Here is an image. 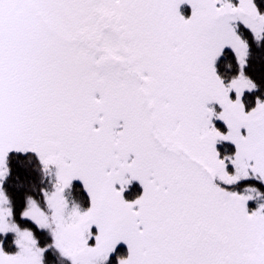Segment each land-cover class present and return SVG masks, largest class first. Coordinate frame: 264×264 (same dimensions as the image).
Returning a JSON list of instances; mask_svg holds the SVG:
<instances>
[{
	"label": "snow or ice",
	"instance_id": "1",
	"mask_svg": "<svg viewBox=\"0 0 264 264\" xmlns=\"http://www.w3.org/2000/svg\"><path fill=\"white\" fill-rule=\"evenodd\" d=\"M253 44L264 0H0V264H264Z\"/></svg>",
	"mask_w": 264,
	"mask_h": 264
},
{
	"label": "trees",
	"instance_id": "2",
	"mask_svg": "<svg viewBox=\"0 0 264 264\" xmlns=\"http://www.w3.org/2000/svg\"><path fill=\"white\" fill-rule=\"evenodd\" d=\"M252 55L250 59V68L249 71L250 73L254 75H259V73L264 70V45H261L260 47H257L255 44L252 45L251 49ZM230 59V57H229ZM253 183V182H249ZM76 188H79V182L74 183V188L73 191H69L66 195L69 199L70 202L75 201L76 203H80L82 206L86 207L87 206V197L86 194L83 192L81 189L80 191H76ZM140 192V185L133 186L131 189H128L127 191L124 192L125 196L128 198L130 197H135L139 194ZM255 207L254 202H250V208ZM11 237L8 238V243H10ZM7 245V244H6ZM9 250H13L10 248ZM55 254V255H53ZM117 254L124 255L126 254V248L124 245H120L117 248ZM68 264V262L62 258L59 257V255L53 250H49L48 253H46V261L45 264ZM113 264H114V259H113Z\"/></svg>",
	"mask_w": 264,
	"mask_h": 264
},
{
	"label": "rangeland",
	"instance_id": "3",
	"mask_svg": "<svg viewBox=\"0 0 264 264\" xmlns=\"http://www.w3.org/2000/svg\"><path fill=\"white\" fill-rule=\"evenodd\" d=\"M139 185V184H138ZM135 187V186H137V183L136 184H133V183H131L127 188H126V190L125 191H127L128 189H131V187ZM142 191V189H141V187H140V192ZM140 192H139V194H140ZM138 194V195H139ZM123 195H124V197H125V199H127V200H133V199H135L137 196H135V197H130V198H128L127 196H125V194L123 193ZM6 247H7V245H6ZM10 248H7V250H9ZM9 251H11V250H9ZM53 252H54V250H53ZM53 255H55V254H53Z\"/></svg>",
	"mask_w": 264,
	"mask_h": 264
},
{
	"label": "flooded vegetation",
	"instance_id": "4",
	"mask_svg": "<svg viewBox=\"0 0 264 264\" xmlns=\"http://www.w3.org/2000/svg\"><path fill=\"white\" fill-rule=\"evenodd\" d=\"M181 11H182V13H184L185 15H188L189 12H190V9H188L187 6H183V7L181 8ZM132 183H133V184H136L137 182L133 181Z\"/></svg>",
	"mask_w": 264,
	"mask_h": 264
}]
</instances>
